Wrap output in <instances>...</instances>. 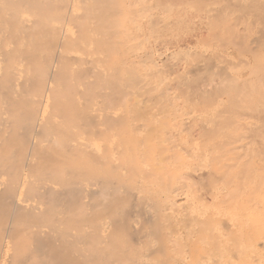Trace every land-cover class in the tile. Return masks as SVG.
Here are the masks:
<instances>
[{
    "label": "bare ground",
    "instance_id": "obj_1",
    "mask_svg": "<svg viewBox=\"0 0 264 264\" xmlns=\"http://www.w3.org/2000/svg\"><path fill=\"white\" fill-rule=\"evenodd\" d=\"M92 1L0 0V264H140L141 253L153 252L154 249L150 250L153 241L164 240L165 225L155 215L160 197L155 200L150 193V198L138 196L142 189L136 179L135 133L131 131L134 136L130 137L127 123L123 125L127 121L108 112L110 107L119 106L126 94L131 95L130 91L126 93V87L132 90L137 87L138 75L134 70L137 64L132 66L136 60L127 62L132 63V71V67L129 72L122 69L126 62L121 45L125 37L121 36L125 27L122 20L127 18L122 15L125 5L123 1H117L118 4L115 1L110 4L111 0ZM79 3L80 7L85 4L88 7L81 8L82 11L90 12L74 14L75 7L80 8ZM131 5V9L127 6L130 12H136ZM146 10L147 7L141 8L136 14ZM127 12L124 13L130 14ZM82 14L89 15L85 19ZM144 14H140L141 19ZM79 19L86 31L77 24L81 23ZM73 24L85 31L76 34L77 39V36L70 38L72 33L66 28L71 25L74 28ZM88 24H96L97 30ZM37 27L43 30L39 33L43 43L38 39L39 44L32 38ZM94 32L97 39L91 38ZM51 33L55 43L49 41ZM27 42L35 46L23 48L30 47L25 45ZM88 43L94 48H74ZM38 45L46 49H39ZM79 52L83 55L70 56ZM146 57L154 61L153 55ZM145 59L138 58L143 63ZM129 117L132 119L133 115ZM160 133L156 135L159 137ZM114 139L117 148L106 149L111 151L108 155L103 152L105 144L102 146L101 141ZM158 169L162 172L163 167Z\"/></svg>",
    "mask_w": 264,
    "mask_h": 264
},
{
    "label": "rangeland",
    "instance_id": "obj_2",
    "mask_svg": "<svg viewBox=\"0 0 264 264\" xmlns=\"http://www.w3.org/2000/svg\"><path fill=\"white\" fill-rule=\"evenodd\" d=\"M91 1L82 0L83 3ZM112 1L116 4L123 1V19L125 16L130 19L132 12L136 14L147 7L146 13L134 14L136 19L131 17L134 22H126L127 18L122 20L125 27H122L123 34L120 33L129 36L121 40L125 47L124 50L122 46L123 61L126 60L123 71L137 64L138 71L134 69L138 75L137 85L131 84L137 86L136 90L135 86H132L135 91L126 87V93L130 91L131 95L126 94L125 100L121 99L122 104L120 100L119 106L116 104L108 110L122 121L126 120L123 125H128V135L133 137L135 133L134 138H137V143L134 142L138 145L136 179L143 185L140 184L139 198L143 195L150 198L151 194L161 198L155 204L159 207L155 215L158 214L163 227L165 225L164 240H154L150 250L155 251L151 253L139 250L143 254L139 263L264 264V0H133L137 7L132 0H111L110 4ZM129 4L136 12H130ZM81 8L88 7L85 4L78 8L77 5L74 14L83 13L85 9ZM87 11L85 15L90 12ZM140 14H144L142 19ZM81 23L77 24L83 27ZM77 24L73 25L79 30L72 25L66 27L72 33L68 35L70 38L85 30V26L81 31ZM91 26L94 29L96 24H90L89 28ZM37 30L33 31L39 37L42 29ZM35 33L32 38L38 42L40 37L36 38ZM51 35L49 41L55 43ZM92 35L91 38L97 39L96 33ZM138 39L143 45L141 42L139 45ZM25 45L30 46L28 42ZM79 47L94 48L89 43L74 48ZM73 55L83 54H70ZM148 55H153V62L147 59ZM141 57L147 60L143 63L138 60ZM133 58L136 63L128 64ZM134 92L136 96H132ZM135 102L139 107L134 108L140 110L133 108ZM160 104H165L166 108ZM160 108L164 110L159 111ZM142 115L145 119H140ZM116 140L101 143L105 144V150H111L113 146L117 148ZM156 166L163 167L162 172ZM148 173L157 175L149 177ZM150 179L155 183L151 184ZM167 184L172 185V189ZM152 191L159 193L158 196Z\"/></svg>",
    "mask_w": 264,
    "mask_h": 264
}]
</instances>
